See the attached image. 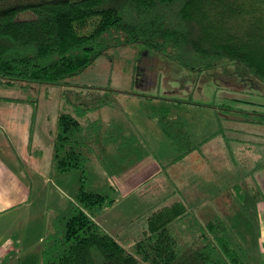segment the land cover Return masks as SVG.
<instances>
[{"label": "rangeland", "instance_id": "374dc122", "mask_svg": "<svg viewBox=\"0 0 264 264\" xmlns=\"http://www.w3.org/2000/svg\"><path fill=\"white\" fill-rule=\"evenodd\" d=\"M29 17L30 12L18 15ZM79 94H112V103L91 116L123 122L143 154L124 162L102 134L91 139L87 165L98 178L95 185L117 187L116 201L94 217L104 231L130 249L153 209L181 199L202 222L215 215L225 219L246 264H264L255 215L261 197L255 176L264 168V81L237 64L191 70L139 44L99 56L71 78V86L0 82V122L24 135L25 160L28 154L36 158L35 264H41L52 218L80 186V172L53 167L59 114L72 111L70 98ZM161 106L168 107L173 128L185 132V144L194 147L189 153L182 155L162 129Z\"/></svg>", "mask_w": 264, "mask_h": 264}, {"label": "trees", "instance_id": "16d2710c", "mask_svg": "<svg viewBox=\"0 0 264 264\" xmlns=\"http://www.w3.org/2000/svg\"><path fill=\"white\" fill-rule=\"evenodd\" d=\"M22 12L32 17L18 18ZM138 44L191 70L237 64L264 81V0H0V82L71 86L99 56ZM113 98L79 94L72 111L59 114L53 167L80 172V186L52 218L41 264H246L226 220L202 222L181 199L153 209L130 249L95 221L116 188L95 185L91 139L102 134L122 161L143 156L123 122L91 116ZM157 110L162 129L189 153L194 147L173 128L168 107Z\"/></svg>", "mask_w": 264, "mask_h": 264}, {"label": "crops", "instance_id": "0c3cea01", "mask_svg": "<svg viewBox=\"0 0 264 264\" xmlns=\"http://www.w3.org/2000/svg\"><path fill=\"white\" fill-rule=\"evenodd\" d=\"M26 152L25 137L18 128L0 122V264H35L32 251L39 216L32 196L36 158L27 153L26 161ZM255 177L261 194L255 202L257 238L264 256V168Z\"/></svg>", "mask_w": 264, "mask_h": 264}]
</instances>
